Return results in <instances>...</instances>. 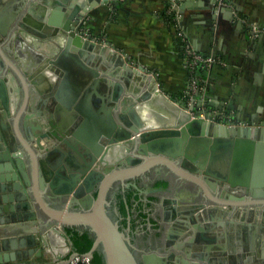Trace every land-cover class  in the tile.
I'll list each match as a JSON object with an SVG mask.
<instances>
[{
    "label": "water",
    "instance_id": "95a60500",
    "mask_svg": "<svg viewBox=\"0 0 264 264\" xmlns=\"http://www.w3.org/2000/svg\"><path fill=\"white\" fill-rule=\"evenodd\" d=\"M123 2L0 0V263L79 253L66 230L77 227L104 264H264V123L195 112V96L175 100L110 41L84 36L88 13ZM157 166L196 194L162 200L165 251L141 257L109 189ZM223 205L232 212L210 221Z\"/></svg>",
    "mask_w": 264,
    "mask_h": 264
},
{
    "label": "crops",
    "instance_id": "0c3cea01",
    "mask_svg": "<svg viewBox=\"0 0 264 264\" xmlns=\"http://www.w3.org/2000/svg\"><path fill=\"white\" fill-rule=\"evenodd\" d=\"M224 4L219 15L209 0H124L122 7L105 4L88 13V32L99 43L110 41L131 63L154 73L158 85L175 100L188 96L196 81L195 112L264 123V0H224ZM170 12L180 13L186 37H180L177 25L166 20ZM253 25L261 31L256 33ZM186 41L214 61L207 67L190 68ZM165 171L169 176L154 181L143 201L134 206L135 220L144 224L147 234L161 233L160 215L151 216L153 199L172 195L173 183L185 181L167 166ZM185 183L196 187L192 181ZM145 205H150L148 210L143 209ZM217 210L232 212L224 205ZM234 213L235 219H245L240 208Z\"/></svg>",
    "mask_w": 264,
    "mask_h": 264
},
{
    "label": "flooded vegetation",
    "instance_id": "af4514ba",
    "mask_svg": "<svg viewBox=\"0 0 264 264\" xmlns=\"http://www.w3.org/2000/svg\"><path fill=\"white\" fill-rule=\"evenodd\" d=\"M119 167V165L117 166ZM159 168V169H158ZM169 176V173L165 171V167L157 166L153 167L148 171H145L144 174H141L134 178L125 179V182L114 181L112 186L109 189V195L111 199V210L112 214L115 217V220L120 224L124 229L127 227L130 228V234L133 235L136 245L140 249V256L144 257L147 254H152L154 252H164L166 248V241L167 236L170 228V223L167 222L166 218L164 217L163 213V203L162 200L164 198H180V195H187L188 198H193V194H196L195 184L192 188L191 186L187 187L188 183L174 182L175 185V193L172 195H162L158 197V200L153 199L152 206H151V216L160 215L158 218V228L161 232L160 234L154 233H146L144 229V224L140 223L139 221L135 220V216L133 214L135 203L138 200L143 201L146 194V189L150 188L152 183L156 180L163 179ZM136 182L137 186H134L131 182ZM127 183H130L128 185ZM186 192L187 194H183ZM133 202V203H132ZM125 206V211L122 209V206ZM150 207V205H149ZM149 207L145 205L143 207L144 210H148ZM217 209L219 206H216ZM147 208V209H145ZM227 211V210H226ZM226 211H209L208 216L210 221L217 222L219 218L222 216L223 218L226 217ZM77 229V227H73ZM183 234L187 235L189 232L185 230L182 226L180 227ZM181 256L184 254L179 253Z\"/></svg>",
    "mask_w": 264,
    "mask_h": 264
},
{
    "label": "built area",
    "instance_id": "2783aa9c",
    "mask_svg": "<svg viewBox=\"0 0 264 264\" xmlns=\"http://www.w3.org/2000/svg\"><path fill=\"white\" fill-rule=\"evenodd\" d=\"M220 2H224V0H218ZM179 12H175V25H177L178 27V34L180 37H186L185 36V32L181 26V15ZM84 24H85V28H84V36L86 37H91V39H93V37L91 36V34L88 32L89 31V27H88V16L85 17L84 19ZM253 30L258 33L261 31V29L257 26V25H253ZM185 56H186V63L187 65L192 68L195 69L197 67H207L209 66L214 59L212 58H206L204 56H202L201 54H199L198 52H196L195 50H193L191 48V45L189 43H187V41L185 42ZM196 85V81H193L191 83V89L189 90L188 95L191 93L192 90H194V87ZM195 91V90H194ZM226 114L221 113V114H217V115H211L214 119H216L217 121L220 122H234L233 120V115H227L229 117L225 116ZM236 124H242V125H246L245 123L242 122H235ZM248 124V123H247ZM0 264H34L32 260H26V262L20 261V262H9V263H0ZM47 264H92V259L91 257L87 254V253H76V252H72L70 253V255L68 257H66L64 260H60V261H55V262H50Z\"/></svg>",
    "mask_w": 264,
    "mask_h": 264
},
{
    "label": "trees",
    "instance_id": "16d2710c",
    "mask_svg": "<svg viewBox=\"0 0 264 264\" xmlns=\"http://www.w3.org/2000/svg\"><path fill=\"white\" fill-rule=\"evenodd\" d=\"M119 8V7H115ZM166 20L169 23H175V12H170L166 14ZM122 209L125 211V206L123 204ZM67 233L73 242V250L80 253L88 252L93 245V238L88 234L87 231L80 233L79 230L75 228H67ZM92 264H104L103 257L99 252H95L92 258Z\"/></svg>",
    "mask_w": 264,
    "mask_h": 264
},
{
    "label": "rangeland",
    "instance_id": "374dc122",
    "mask_svg": "<svg viewBox=\"0 0 264 264\" xmlns=\"http://www.w3.org/2000/svg\"><path fill=\"white\" fill-rule=\"evenodd\" d=\"M193 96V91H191V93L189 94V98H188V100L191 98Z\"/></svg>",
    "mask_w": 264,
    "mask_h": 264
}]
</instances>
